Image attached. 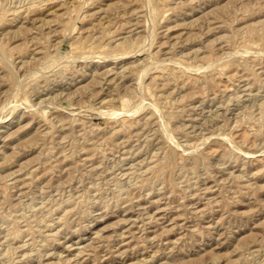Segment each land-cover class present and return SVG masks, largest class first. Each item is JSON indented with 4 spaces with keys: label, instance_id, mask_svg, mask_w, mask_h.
<instances>
[{
    "label": "rangeland",
    "instance_id": "obj_1",
    "mask_svg": "<svg viewBox=\"0 0 264 264\" xmlns=\"http://www.w3.org/2000/svg\"><path fill=\"white\" fill-rule=\"evenodd\" d=\"M0 264H264V0H0Z\"/></svg>",
    "mask_w": 264,
    "mask_h": 264
}]
</instances>
